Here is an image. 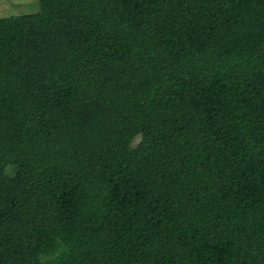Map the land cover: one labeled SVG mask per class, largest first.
<instances>
[{"label":"trees","instance_id":"1","mask_svg":"<svg viewBox=\"0 0 264 264\" xmlns=\"http://www.w3.org/2000/svg\"><path fill=\"white\" fill-rule=\"evenodd\" d=\"M38 3L0 18V264H264V0Z\"/></svg>","mask_w":264,"mask_h":264},{"label":"rangeland","instance_id":"2","mask_svg":"<svg viewBox=\"0 0 264 264\" xmlns=\"http://www.w3.org/2000/svg\"><path fill=\"white\" fill-rule=\"evenodd\" d=\"M39 12L38 0H0V18ZM138 140L135 141L137 143Z\"/></svg>","mask_w":264,"mask_h":264}]
</instances>
